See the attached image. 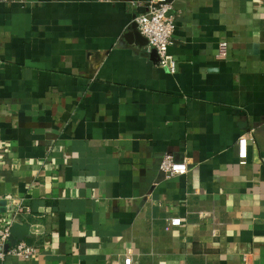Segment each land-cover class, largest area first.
I'll return each instance as SVG.
<instances>
[{
  "label": "crops",
  "instance_id": "obj_1",
  "mask_svg": "<svg viewBox=\"0 0 264 264\" xmlns=\"http://www.w3.org/2000/svg\"><path fill=\"white\" fill-rule=\"evenodd\" d=\"M148 1L0 3V201L38 248L4 264H264V0H169L175 73L126 38Z\"/></svg>",
  "mask_w": 264,
  "mask_h": 264
},
{
  "label": "built area",
  "instance_id": "obj_2",
  "mask_svg": "<svg viewBox=\"0 0 264 264\" xmlns=\"http://www.w3.org/2000/svg\"><path fill=\"white\" fill-rule=\"evenodd\" d=\"M16 0H0V3L10 5ZM173 5L169 0H149L145 5V11L135 17L139 30L148 39V48L157 51L159 64L169 69L172 73L177 71V60L170 52L173 44L175 19L171 14ZM228 42L222 41L219 44L221 56L227 54ZM239 157L241 163H246L248 157V137L242 135L238 140ZM161 170L167 177H175L188 172L186 161H176L170 154L166 155L160 165ZM7 211L10 218L0 222V264H4L8 257L19 259H30L37 255V246L24 240H19L16 244L11 245L8 249L4 247L11 242V229L18 220L21 213L30 212V208L22 201L7 200ZM181 224L180 218H172L168 227ZM124 264H132V257H126Z\"/></svg>",
  "mask_w": 264,
  "mask_h": 264
},
{
  "label": "water",
  "instance_id": "obj_3",
  "mask_svg": "<svg viewBox=\"0 0 264 264\" xmlns=\"http://www.w3.org/2000/svg\"><path fill=\"white\" fill-rule=\"evenodd\" d=\"M127 40L130 43H135L138 46H148V39L142 35V33L139 30L138 24L135 22L132 30L127 34ZM155 53L157 54V51L154 50ZM158 55V54H157ZM6 200L0 201V213L6 212ZM27 231V227L21 226L19 224H14L12 226L11 232V242L7 244L4 248L8 249L11 245L16 244L20 239H22Z\"/></svg>",
  "mask_w": 264,
  "mask_h": 264
}]
</instances>
